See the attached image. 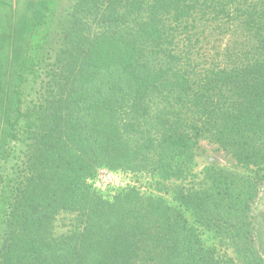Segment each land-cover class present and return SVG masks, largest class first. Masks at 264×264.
<instances>
[{"label":"trees","instance_id":"obj_1","mask_svg":"<svg viewBox=\"0 0 264 264\" xmlns=\"http://www.w3.org/2000/svg\"><path fill=\"white\" fill-rule=\"evenodd\" d=\"M53 56L24 115L0 264H219L179 209L90 185L101 167L183 179L201 140L249 175L209 167L174 200L242 264H264V0H73ZM59 212L80 229L51 237Z\"/></svg>","mask_w":264,"mask_h":264},{"label":"rangeland","instance_id":"obj_2","mask_svg":"<svg viewBox=\"0 0 264 264\" xmlns=\"http://www.w3.org/2000/svg\"><path fill=\"white\" fill-rule=\"evenodd\" d=\"M0 9V250L5 236V214L9 190L21 176V128L24 115L36 96L45 70L51 68L54 52L60 43L73 0H5ZM9 5H11L9 7ZM190 167L183 179L163 183L157 175L134 172L128 177V188H135L144 196L160 198L170 207L179 209L188 223L198 230L203 245L214 249L219 264H242L234 247L226 238L215 235L195 222L190 211L174 200V189H203L205 170L223 169L246 177L249 171L236 167L232 157L201 140ZM130 186V187H129ZM132 186V187H131ZM120 190L116 189L117 194ZM114 194V196H115ZM255 247L264 261V181L252 207ZM80 229L76 213L59 212L52 223L51 237L59 238Z\"/></svg>","mask_w":264,"mask_h":264},{"label":"built area","instance_id":"obj_3","mask_svg":"<svg viewBox=\"0 0 264 264\" xmlns=\"http://www.w3.org/2000/svg\"><path fill=\"white\" fill-rule=\"evenodd\" d=\"M130 175H132V172L112 171L101 167L95 171L94 176L90 180V185L98 196L111 202L116 189H126L128 187V177Z\"/></svg>","mask_w":264,"mask_h":264},{"label":"crops","instance_id":"obj_4","mask_svg":"<svg viewBox=\"0 0 264 264\" xmlns=\"http://www.w3.org/2000/svg\"><path fill=\"white\" fill-rule=\"evenodd\" d=\"M13 1V5H17V3H18V0H11V2ZM19 1H21V0H19ZM2 2H5V0H0V9H1V7H2ZM11 5H9V7H10Z\"/></svg>","mask_w":264,"mask_h":264}]
</instances>
